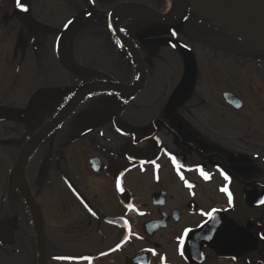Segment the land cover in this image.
Returning a JSON list of instances; mask_svg holds the SVG:
<instances>
[{"label":"flooded vegetation","instance_id":"af4514ba","mask_svg":"<svg viewBox=\"0 0 264 264\" xmlns=\"http://www.w3.org/2000/svg\"><path fill=\"white\" fill-rule=\"evenodd\" d=\"M24 1L0 0V264H264L263 43L188 8L126 45L112 11L166 0Z\"/></svg>","mask_w":264,"mask_h":264},{"label":"water","instance_id":"95a60500","mask_svg":"<svg viewBox=\"0 0 264 264\" xmlns=\"http://www.w3.org/2000/svg\"><path fill=\"white\" fill-rule=\"evenodd\" d=\"M241 0H180L181 8L175 20L163 17L153 11L133 4H123L112 11L117 13L122 9H132L139 13L157 20L162 25H180L186 18L188 8L197 11L206 19L222 26L224 29L241 36L247 40L264 42V0H251L249 4L244 5ZM111 30L115 37L122 43L129 45V42L119 34L113 22H110ZM170 43L177 45L175 42ZM179 48L185 50L181 45ZM100 86H104L100 84ZM99 87V86H98ZM95 86L93 90L98 88ZM111 88H123L113 85ZM89 92V91H88ZM41 135V134H40ZM20 162H18L19 171ZM18 183L21 184V176L18 174Z\"/></svg>","mask_w":264,"mask_h":264},{"label":"snow or ice","instance_id":"6c2138e0","mask_svg":"<svg viewBox=\"0 0 264 264\" xmlns=\"http://www.w3.org/2000/svg\"><path fill=\"white\" fill-rule=\"evenodd\" d=\"M16 6H17L18 8H20L22 11H28V8L22 3V0H16ZM71 23H72V21L69 20V21L67 22V24L65 25V27H67V26L70 25ZM110 27H111V25H110ZM120 31L123 32V31H125V30H124V29H120ZM173 35H176V33L173 32ZM237 106H239V105H237ZM118 131H119V129H118ZM172 159H173V162L175 163V157H172ZM151 163L155 164V161H151ZM156 167L158 168L159 166L157 165ZM201 174L204 175L205 179L210 178V177L208 176V174L203 173V170H202V169H201ZM181 178L183 179V177H181ZM227 178H228V177L225 176V179H227ZM116 186H117V189H120V180H119V178H117V180H116ZM229 203L231 204V194H229ZM260 203H264V200H261ZM128 207L131 208L132 206H131V205H128ZM215 211H216L215 209H213V210H211V211H208V212H203V211H201L200 214L203 215V216H207L210 220H215V216H214V212H215ZM140 214H141V215H144V213H140ZM204 223L206 224L207 221H205ZM190 231H192V230H191V229H185V230H184V233H183L182 236L179 238V243H180L181 246H183V244H184V239H185V237H187V235H188V233H189ZM124 239L127 240V236H126ZM119 247H120V245L118 244V245H117V248H119ZM153 254L155 255V252H154V251H153ZM181 255H183V252H182V251H181ZM162 260H163V258H162Z\"/></svg>","mask_w":264,"mask_h":264},{"label":"bare ground","instance_id":"6f19581e","mask_svg":"<svg viewBox=\"0 0 264 264\" xmlns=\"http://www.w3.org/2000/svg\"><path fill=\"white\" fill-rule=\"evenodd\" d=\"M168 3V9L166 12V15L164 17L169 18L170 20H175L179 14V10L181 8V2L180 0H167ZM138 13L136 10L132 9H122L119 10L117 13L113 16V23L117 27L121 24L122 21H124L125 18H127L129 15ZM264 45V42H262Z\"/></svg>","mask_w":264,"mask_h":264},{"label":"rangeland","instance_id":"374dc122","mask_svg":"<svg viewBox=\"0 0 264 264\" xmlns=\"http://www.w3.org/2000/svg\"><path fill=\"white\" fill-rule=\"evenodd\" d=\"M27 0H25L24 1V3L26 2ZM44 3H46L47 4V1L46 2H44ZM168 3L166 2V9L164 8V12H167V9H168ZM129 17H127V18H125V20H127ZM128 21V20H127ZM123 24V22L120 24V26ZM127 24V23H126ZM125 31H126V29H127V27H124L123 28ZM90 32H88V34H89ZM36 118H32L31 120H30V122L29 123H31V124H33V125H35L36 123H37V121L35 120Z\"/></svg>","mask_w":264,"mask_h":264}]
</instances>
